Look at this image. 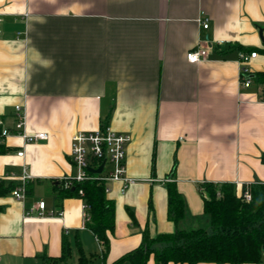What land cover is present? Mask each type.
<instances>
[{
	"label": "crops",
	"instance_id": "crops-1",
	"mask_svg": "<svg viewBox=\"0 0 264 264\" xmlns=\"http://www.w3.org/2000/svg\"><path fill=\"white\" fill-rule=\"evenodd\" d=\"M0 18V117L14 127L20 104L27 131L49 133L2 141L8 150L0 153V176L14 171L16 179L4 180L19 184L26 165L32 195L0 194V264H49L64 234L72 251L79 237L87 255L100 252L85 226L83 198L55 196V181L78 171L70 154L77 130L106 122L131 135L133 181L125 190L111 181L107 192L116 221L107 263L139 246L145 229L152 236L175 230L165 183L174 163L188 206L183 227L206 221L203 181L233 182L237 193L264 181V85L255 76L250 86L239 83L241 46H263L264 0H0ZM199 45L208 46L207 58L189 61ZM248 65L264 70V54ZM40 200L63 214H38Z\"/></svg>",
	"mask_w": 264,
	"mask_h": 264
},
{
	"label": "trees",
	"instance_id": "trees-1",
	"mask_svg": "<svg viewBox=\"0 0 264 264\" xmlns=\"http://www.w3.org/2000/svg\"><path fill=\"white\" fill-rule=\"evenodd\" d=\"M245 51L257 50L264 54L262 47H244ZM256 82L264 85V70L253 72ZM254 78V77H253ZM107 124L103 122L102 125ZM8 150V146L0 142V153ZM264 163V151L261 155ZM175 163L171 171V179L166 183L168 194V216L175 223V230L170 233H157L152 236L148 229L143 232L139 246L122 254L112 263L106 257L111 246V234L115 230V201L108 197L107 182L98 178L71 180L66 185L65 179L56 180L54 188L56 197L80 196L85 203V226L89 228L101 244L100 252L87 255L79 237L76 246L80 264H87L90 258L101 256L102 264H147L153 257L155 264L187 263L196 264L202 261L219 263L244 264L246 262H264V181L249 184L252 197L250 200L237 193L233 182L203 181L200 184L204 199V217L211 230L205 226L183 227L181 221L187 217V202L173 179ZM0 180V194L12 191L17 183ZM245 188V187H244ZM243 188V189H244ZM83 193L80 194L79 190ZM30 182L26 183V192L30 193ZM152 207V204H151ZM129 213L136 222L132 209ZM208 226V224H207ZM72 245L66 234L63 235L62 252L57 256H47L49 264H68Z\"/></svg>",
	"mask_w": 264,
	"mask_h": 264
},
{
	"label": "built area",
	"instance_id": "built-area-1",
	"mask_svg": "<svg viewBox=\"0 0 264 264\" xmlns=\"http://www.w3.org/2000/svg\"><path fill=\"white\" fill-rule=\"evenodd\" d=\"M209 17L204 11L198 17L200 25L204 28L209 26ZM1 21V18H0ZM208 46L199 45L187 53V59L192 62L201 61L207 58ZM258 54L257 50L245 51L240 53L239 63V83L241 86H250L253 82V71L250 69L248 63ZM264 97V88L262 89ZM26 112L22 105H16V122L14 127L5 125L4 119L0 117V142H2L9 135H18L25 142H33L49 138V133L45 130L29 132L25 128ZM131 140V135L128 132L118 131L112 128L109 124L101 125L95 130H77L71 137V159L78 167L75 175L65 176V184L68 185L71 180H83L87 178H98L107 182L106 191L110 190L109 182L122 181V189L125 190L127 186L133 181L127 174L126 161V147ZM18 155H24V150H19ZM104 162L102 172H93L89 167L97 168ZM17 175L14 171H8L0 176L1 179H16ZM31 178V174L24 166L23 173L20 175L21 182L12 190L16 198L22 199L27 194L26 183ZM82 194L83 190L80 189ZM244 199L250 200L252 197L249 184L246 185L240 193ZM37 213L40 215H62V210H48L46 201L40 200L37 205ZM26 215L32 214V209L25 211ZM264 257V251H263ZM264 264V262H263Z\"/></svg>",
	"mask_w": 264,
	"mask_h": 264
},
{
	"label": "rangeland",
	"instance_id": "rangeland-1",
	"mask_svg": "<svg viewBox=\"0 0 264 264\" xmlns=\"http://www.w3.org/2000/svg\"><path fill=\"white\" fill-rule=\"evenodd\" d=\"M30 195H32V194H27L28 197H29ZM199 221L201 222L199 225H201V226H206V225L208 224L209 229L211 230V226L209 225L207 219H206V221H205L204 218H201ZM204 224H206V225H204ZM194 226H196V225H194ZM94 253H95V252H94ZM95 260H96L95 257L90 258L87 264H94L93 262H94ZM68 264H80V262H79V254H78V251H77L76 247H74V248H73V251L71 252V256H70V259H69V263H68ZM123 264H129V263H128V262H124Z\"/></svg>",
	"mask_w": 264,
	"mask_h": 264
},
{
	"label": "water",
	"instance_id": "water-1",
	"mask_svg": "<svg viewBox=\"0 0 264 264\" xmlns=\"http://www.w3.org/2000/svg\"><path fill=\"white\" fill-rule=\"evenodd\" d=\"M103 167H104V162H102V163L99 165V167H97V168L89 167V169H90L91 171H93V172H102Z\"/></svg>",
	"mask_w": 264,
	"mask_h": 264
}]
</instances>
